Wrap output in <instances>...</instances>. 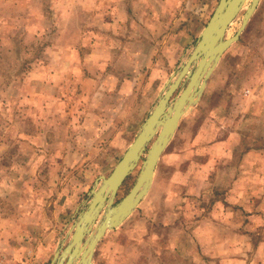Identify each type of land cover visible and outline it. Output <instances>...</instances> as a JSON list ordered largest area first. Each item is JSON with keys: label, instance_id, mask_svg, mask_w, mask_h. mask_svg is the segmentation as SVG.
Masks as SVG:
<instances>
[{"label": "rangeland", "instance_id": "obj_1", "mask_svg": "<svg viewBox=\"0 0 264 264\" xmlns=\"http://www.w3.org/2000/svg\"><path fill=\"white\" fill-rule=\"evenodd\" d=\"M218 1L0 0V264H52ZM93 264H264V0Z\"/></svg>", "mask_w": 264, "mask_h": 264}, {"label": "water", "instance_id": "obj_2", "mask_svg": "<svg viewBox=\"0 0 264 264\" xmlns=\"http://www.w3.org/2000/svg\"><path fill=\"white\" fill-rule=\"evenodd\" d=\"M260 1L250 0L241 16L238 31L230 38H226L227 30L246 0L218 1L197 37L190 56L176 76H173L174 80L166 83L167 89L137 130L133 142L112 172L107 177H100V182L95 183L87 206L78 213L69 241L55 251L52 264H93L98 242L108 231L120 227L135 211L150 189L157 163L178 129L181 118L191 107L197 105L223 53L239 40ZM184 77H187V85L179 95L173 97ZM144 153L146 156L142 160V170L133 186L115 203L114 199L120 186L137 167Z\"/></svg>", "mask_w": 264, "mask_h": 264}, {"label": "bare ground", "instance_id": "obj_3", "mask_svg": "<svg viewBox=\"0 0 264 264\" xmlns=\"http://www.w3.org/2000/svg\"><path fill=\"white\" fill-rule=\"evenodd\" d=\"M247 1V0H246ZM246 3V2H245ZM239 14V13H238ZM226 38H229V37H226ZM153 142V139H152V141L150 142V143H152ZM140 170H142V166L140 167ZM140 170H139V172H140Z\"/></svg>", "mask_w": 264, "mask_h": 264}]
</instances>
